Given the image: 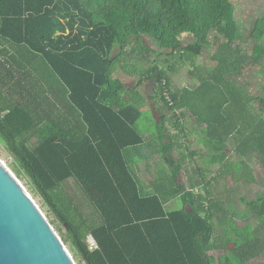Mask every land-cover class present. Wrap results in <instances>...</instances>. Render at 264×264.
I'll use <instances>...</instances> for the list:
<instances>
[{
  "label": "trees",
  "instance_id": "obj_1",
  "mask_svg": "<svg viewBox=\"0 0 264 264\" xmlns=\"http://www.w3.org/2000/svg\"><path fill=\"white\" fill-rule=\"evenodd\" d=\"M241 27L229 0H0V143L77 264H216L210 254L234 240L242 244L231 256L242 264L246 242H264L255 229L250 236L249 227L237 232L242 213L231 218L227 209L235 202L215 195L227 188L220 180L232 177L238 161L264 169L263 112L237 83L264 75V17L247 31ZM185 35L194 44L184 47ZM145 38L157 48L152 63ZM206 49L214 66L197 64ZM186 66L199 86L172 91L171 76ZM119 68L139 80L135 91L156 80L149 100L161 103L162 136L169 115L188 113L205 126L206 148H230L238 160L232 164L224 149L203 156L218 166L214 176L187 189L178 176L188 156L175 163L168 158L173 146H162L172 172L145 195L127 157L144 144L137 128L142 111L125 102L132 90L113 78ZM254 86L246 80V88ZM70 180L94 205L98 222L66 194ZM262 191L241 220H255L260 231ZM177 198L183 208L165 211ZM226 216L230 237L223 243L215 235ZM90 236L97 252L90 251Z\"/></svg>",
  "mask_w": 264,
  "mask_h": 264
},
{
  "label": "rangeland",
  "instance_id": "obj_2",
  "mask_svg": "<svg viewBox=\"0 0 264 264\" xmlns=\"http://www.w3.org/2000/svg\"><path fill=\"white\" fill-rule=\"evenodd\" d=\"M149 46L150 47L153 46V43L150 44ZM211 56H212V52L210 51V49H206L204 51L202 58L197 61V64L199 66H211L212 65V62L210 61ZM154 59H155V56L151 55L150 60L153 61ZM190 71L191 70H190L189 66H186L185 68L180 69V71H179L180 73L172 76V78H171L172 84L181 90L185 89L186 87L189 89H194L193 85H195L196 82H192V78L189 75ZM256 75H257L256 72H254L253 73V79L247 78L243 81L237 80V83L240 84V86L246 90V93L248 95H250L252 98L256 99V103H254V106H255V108H257V110L259 109L261 112H263V114H261V115L264 116V104L259 101V99H262L264 102V75L263 76H256ZM246 80L250 84L255 83V86L252 88L251 87L246 88L245 87ZM149 85L150 84H147V88L149 87ZM153 96H154V94H153ZM124 97H126L125 102L136 105L137 107L141 108V111H142V116L140 117V120L137 124V128L143 134L147 143L143 148L141 147V149H140L141 153L142 152L144 153L145 151H147V152L150 151V152L156 153L158 151L157 145L154 147L153 146L150 147L149 144L155 143L156 137L159 133V128L161 127L162 122L155 120L154 116L151 115L150 100L147 99L146 93L143 94L140 92V88L137 91H135V90L129 91V93L125 94ZM155 98H156V96H155ZM154 100H155L154 103L156 101H159L158 99H154ZM151 104H152V102H151ZM200 133L203 134L202 131ZM187 139L190 142H191V140H196L197 142L202 143V144L205 141V139L204 138L202 139L200 135H195V137H194L193 134L188 135ZM194 147L195 148L197 147L196 144L194 145ZM202 148H203V146H202ZM222 149H224V152L227 154L230 161L233 162L232 164H234V162L238 160L237 159L238 157L235 154L230 152V150H229L230 148L229 149L226 148L227 149L226 150L225 148L219 147V149L217 151L220 152V151H222ZM131 152H132V150H131ZM205 153L206 154H204V152H203V153H201V155L202 156H207V155L211 156L210 150H207V152L205 151ZM0 159L7 165V167L16 176V174L12 168V165L15 163V159L6 150V147L2 143H0ZM209 159H210V157H209ZM136 161H138V160H136ZM136 163H138V162H136ZM165 168L167 169L166 171H168L167 167L158 168V172L156 173V176L158 177V178L156 177L157 180L160 177H163V175H165L163 172L165 170ZM131 169L137 175L138 181L139 182L143 181L141 179V176L138 175L137 165H135V166L131 165ZM190 170L192 171V176L189 174V183L188 184L184 183V186L187 189H190L192 186H195L194 184L196 181H199V180H201V182L203 180H205V182L210 181L212 179L211 178L212 171H215V169H212V167L210 165V161L207 159V157H205V158L203 157V159L202 158L192 159L190 161ZM237 172H239V174H236ZM231 175H232V177L229 176V178L225 179V181L220 180V183L227 184L226 185L227 188H225V189L221 188L219 191H215V195L220 196L227 203L228 202H231V203L235 202L234 206L229 205V207L227 209V210H229L228 212L231 213V218L234 219L237 217L238 211L248 209L246 204L248 203L249 200H251V201L256 200L257 197L260 196V193L263 192L262 189H264V187H263L264 183L262 181L264 179V169L261 166H257V164L253 161H252V163L249 162V160H244L243 162L238 161L234 165V168L231 172ZM143 178L145 180H147L145 177H143ZM162 179L163 178H160L158 180V182H160ZM254 179L256 182H250V181H253ZM18 180L22 183V185L30 193L31 198L36 203V205L40 208V210L44 214V217L46 218L47 211L42 206L41 199L38 198L37 196H35L33 194V192H31V190L29 188V184H27L26 178L22 177L20 179L18 178ZM65 192L69 196H71V194L74 195L73 198L76 200L75 202L79 206H81L83 213L85 214V217H87L88 219H95V221L98 222V214L95 211L94 205L88 200V198L82 193L81 190L77 189L74 180H70L66 183ZM237 195H243L242 199H244V200L239 199V200L233 201L234 197ZM238 202H239V204H237ZM240 202L241 203L243 202L242 204H244V206L241 205ZM164 208H165V211H167V212L182 209L183 203H182L180 198L173 199L171 202H169L167 205H165ZM249 214L250 213H248V216H249ZM47 218L46 219L49 222V224L51 221L55 220L53 216H49V217L47 216ZM259 225H260V223H259ZM260 226H262V225H260ZM261 230L264 232V226L261 227ZM245 232H246V236L252 235L251 229H246ZM220 241L224 243L225 239H221ZM229 260L231 261V264H239V263H237V261L233 257H229Z\"/></svg>",
  "mask_w": 264,
  "mask_h": 264
},
{
  "label": "crops",
  "instance_id": "obj_3",
  "mask_svg": "<svg viewBox=\"0 0 264 264\" xmlns=\"http://www.w3.org/2000/svg\"><path fill=\"white\" fill-rule=\"evenodd\" d=\"M229 1L234 6V18L236 20V23L241 25L242 26L241 28L244 31H247L249 29L250 25L253 23L254 20L264 17V0H229ZM181 41L184 47L194 44V39L190 35L183 36L181 38ZM152 43H153V46L150 47L149 45ZM144 45L148 49V53H147L148 60L149 62L152 63V61L150 60L151 55L155 56V59L153 61L157 59V56L155 55L157 48L154 44V41H152L149 38H145ZM210 51L212 52V50ZM212 66H214V64H212ZM263 66H264V63H263ZM263 70H264V67H263ZM257 71H260V69H257ZM178 73H175V74H178ZM113 78L115 80H118L127 90H135L139 85V80L137 78L129 77L120 68L115 70ZM193 86L194 88H197L199 84L196 82V84ZM171 88H172V91L181 90L172 84V80H171ZM140 92L143 94L146 93L147 99L150 98L148 97L149 87L147 88L146 83L142 87H140ZM155 103L154 101L150 100L151 115L154 116L155 120L160 121V117L162 114L158 110L161 109V103H159V101H156ZM175 126H178L182 128L183 130L174 129ZM165 127H166L167 134L162 136L161 131H159L156 137L155 143L149 144L150 147L152 146L154 147L157 145L158 151L156 153H153L150 151L148 152L145 151L144 153L143 152L141 153L140 151L141 147L143 148L147 143L144 136H143L144 137L143 145L137 148H131L127 152V157L130 161V165H134V166L137 165L138 167V175H140L141 179L143 180L140 182V185L145 195L153 193L154 183L156 182L158 178L156 176V173L158 172V168L167 167L168 171H166L167 169L165 168L163 172L164 173H170V171L172 172V170H170L169 167L164 162L162 152H161L162 146H168L170 144L173 146V149H171V151L168 154V158H170L175 163L180 161L184 154L188 156L183 164V170H181L178 176L179 183L183 185L184 183L185 184L189 183V174L192 176V171L190 170V161L196 158L203 159V156L201 155V153L204 152V154H206L205 151L207 152V150H210V153L211 152L216 153L218 152L217 150L219 149V147H212V146L210 148H206L204 144L199 143L196 140H191L190 142L187 139L188 135H191V134H193L194 137L195 135H200L202 139L204 138V135L200 132L201 131L203 132V129H205V126H201L200 124L195 122L194 117L191 114L184 113L183 116H178V117H173L172 115H169L168 122H165ZM174 135H177V137H174V139H172L171 137ZM195 144L197 146L196 148L194 147ZM201 145L203 146V148ZM197 152H198V156H196L195 154ZM191 154L193 157H191ZM217 167L218 166H216L214 169H217ZM143 177H145L147 180H145ZM242 198H243V195H237L234 197L233 201L239 200ZM237 204H239V202ZM238 212L242 214L240 216L241 219H239L238 222L236 223V228L238 229L236 230L237 232H240L245 227H249V229L251 230L252 229L257 230V234H259V237L264 235V232L262 230L260 231V227L256 224L255 220H252L249 224H245L241 221L245 216H247L246 209L242 211H238ZM218 222L219 221H217L216 223L217 225H218ZM229 222H230V219L226 216L221 227L217 228L216 230L217 234L215 236L219 238V240L223 239L226 236H229L228 235V231L230 229ZM261 242H262L261 246H260V241L259 242L255 241L252 243L246 242V245L249 247L239 257V260L241 261L242 264H264V242L263 241ZM241 244H242L241 242H236L234 240V242L231 245H229L226 249L213 252L210 254V256L216 259V264H226L228 261V257L232 255V252L235 249L234 246H238ZM253 249H256V251H254Z\"/></svg>",
  "mask_w": 264,
  "mask_h": 264
},
{
  "label": "water",
  "instance_id": "obj_4",
  "mask_svg": "<svg viewBox=\"0 0 264 264\" xmlns=\"http://www.w3.org/2000/svg\"><path fill=\"white\" fill-rule=\"evenodd\" d=\"M156 80L149 85L152 97ZM0 264H76L30 193L0 159Z\"/></svg>",
  "mask_w": 264,
  "mask_h": 264
},
{
  "label": "built area",
  "instance_id": "obj_5",
  "mask_svg": "<svg viewBox=\"0 0 264 264\" xmlns=\"http://www.w3.org/2000/svg\"><path fill=\"white\" fill-rule=\"evenodd\" d=\"M164 97L166 100L169 101L168 95L166 93L164 94ZM88 243H89V248L91 252H97L99 250L98 243L93 236L89 237Z\"/></svg>",
  "mask_w": 264,
  "mask_h": 264
}]
</instances>
